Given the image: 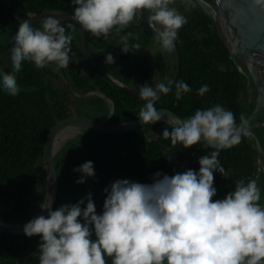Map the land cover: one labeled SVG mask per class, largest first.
Masks as SVG:
<instances>
[{
    "label": "trees",
    "instance_id": "16d2710c",
    "mask_svg": "<svg viewBox=\"0 0 264 264\" xmlns=\"http://www.w3.org/2000/svg\"><path fill=\"white\" fill-rule=\"evenodd\" d=\"M74 7L71 0H0V32L12 31L8 39L0 40V67L5 74L10 71L8 54L18 21L24 23L47 12L72 14ZM146 15L147 11L139 12L125 30L113 32L108 39L87 32L95 60L137 90L146 83L155 87L157 80L172 82L176 67V62H171L173 50V56L162 52L158 56L150 55L155 33ZM57 18L73 37L69 65L63 69L54 66L37 69L25 62L16 76L19 94L15 97L0 95V220L6 223L25 222L39 211L46 193L44 149L56 124L76 116L102 120L111 112L106 99H111L115 106L109 124L126 123L139 118L140 108L145 103L121 92L95 70L86 57L82 32L77 24L69 18ZM187 19L177 39L183 55L179 81L186 82L191 92L177 101L173 89L158 99L155 107L169 109L187 119L198 108L221 104L234 113L240 127L249 114L242 104L245 90L242 74L228 53L224 55L227 49L220 41L213 20L199 8ZM42 20L32 22L33 26L40 27ZM129 33V42L140 47L134 53L124 54L119 47L120 37ZM109 52L114 57L113 64L105 63ZM215 56L227 71L219 67L221 63ZM205 83L210 90L200 96L197 90ZM88 93L103 94L106 99L99 95L84 97ZM172 127L160 120L127 133H84L69 140L55 157L59 191L54 209L75 203L91 193L97 212L101 213L106 195L104 189L116 179L152 183L157 172L171 176L190 168L198 170V158L214 148L197 144L185 149L179 144L172 145L170 138L162 135L164 128L171 131ZM219 159L229 178L214 173L217 196L213 199L223 198L234 188L236 180L255 178L262 190L261 203H264V174L258 177L257 148L252 137L245 135L238 145L221 150ZM89 160L94 162L95 177L87 178L83 184L76 183L80 173L74 168ZM39 243L38 236L0 232V264H38V256L33 254L38 251ZM107 259L110 264V258Z\"/></svg>",
    "mask_w": 264,
    "mask_h": 264
},
{
    "label": "clouds",
    "instance_id": "9594fccd",
    "mask_svg": "<svg viewBox=\"0 0 264 264\" xmlns=\"http://www.w3.org/2000/svg\"><path fill=\"white\" fill-rule=\"evenodd\" d=\"M191 3V0H183ZM72 16L81 28L96 37L108 39L125 30L141 11L150 13L157 26L155 41L164 51L175 48L178 33L187 17L173 5L176 0H71ZM264 11V0H251ZM9 48V73L0 72V95L15 97L20 92L16 76L25 62L37 69L69 65L72 35L52 15L40 27L20 23ZM129 34L120 37L124 54L136 52L140 45L129 42ZM115 62L107 53L105 63ZM172 82L139 86L138 96L145 103L138 120L160 121L155 107L161 94L172 91ZM210 90L203 84L197 94ZM177 101L191 92L186 82L174 86ZM243 119V117L241 118ZM162 135L172 145L188 149L200 144L214 148L198 158L199 169H187L174 175L157 172L152 183L116 179L105 187L103 210L97 212L92 194L75 203L52 208L47 196L40 204L47 215H38L23 226L27 237L38 236V264H264V203L255 178H240L223 198L217 196L214 173L229 178L219 155L223 149L240 143L239 126L234 113L215 104L196 109L187 119L164 128ZM80 173L76 183L95 177L94 162L74 168Z\"/></svg>",
    "mask_w": 264,
    "mask_h": 264
},
{
    "label": "water",
    "instance_id": "95a60500",
    "mask_svg": "<svg viewBox=\"0 0 264 264\" xmlns=\"http://www.w3.org/2000/svg\"><path fill=\"white\" fill-rule=\"evenodd\" d=\"M215 3L216 4L207 0H191L190 4L195 8L201 9L213 20L219 36L221 37L222 41L227 46V48L232 52V58L236 60V57H240L249 64L250 72L259 90V98L252 114L239 127V133L241 139L245 135H250L254 137L256 141L258 154V177L260 178V176L264 174V149L259 140L257 139L256 135L251 131L250 128L260 116H264V76L259 70V68L254 65V63L258 62V64H260L262 68H264V11L252 6L251 0H215ZM49 15L55 17L69 18L74 23H76L82 32L86 57L91 66L108 81H110L121 92L137 99H140L138 96V90L136 88L117 79L95 60L90 49V42L87 31L83 30L78 24V22L73 19L72 14L67 12H47L38 16H34L26 22L32 23L34 21L41 20ZM149 15L150 13L147 12L146 17L148 25L151 30L156 34L157 26L153 25L152 22L149 20ZM173 52L176 62L175 74L172 80V88L174 89L175 83L179 82L180 80L183 65V55L177 41L175 42V48L173 49ZM224 70L227 71V69ZM97 95L106 99L103 94ZM76 96L80 97L79 95ZM165 96L166 95L161 94L160 98ZM106 100L112 104L110 116L107 120H95L78 116L69 117L56 124L47 137L43 155L44 167L47 178V192L45 198L47 196H50L52 198L53 209L55 207L59 191V177L55 164L56 154L55 149L53 147V143L57 134L60 131L64 130L69 126H78L87 130L88 133L93 134H121L138 130L140 127L146 124L140 122L137 119L126 123L110 125L109 121L115 111V106L111 99ZM157 110L161 117L160 120L171 126H173L175 123H179L185 120L169 109L162 108ZM229 149L230 148L223 150ZM38 215L46 216L47 211L40 209L32 218ZM29 220L16 224L6 223L0 220V232L9 235L23 236L25 235L23 232V226Z\"/></svg>",
    "mask_w": 264,
    "mask_h": 264
},
{
    "label": "flooded vegetation",
    "instance_id": "af4514ba",
    "mask_svg": "<svg viewBox=\"0 0 264 264\" xmlns=\"http://www.w3.org/2000/svg\"><path fill=\"white\" fill-rule=\"evenodd\" d=\"M213 3L216 4L215 1ZM182 10H184V7L181 8V11ZM219 38H220V41L222 42L223 46L227 49V52L226 51L223 52L224 55H227V53H228L229 57L234 61V64L237 66L240 73L242 74V80L245 83V90H243V95H242V104L244 106L245 111H248L249 114H248L247 118H249V116L252 114L253 110L255 109L256 104H257V100L259 98L258 87H257L255 80H254V78L250 72L249 64L244 59H242L240 57H236V60H234L232 58V52L227 48V46L224 44V42L222 41L220 36H219ZM220 55H221V53H220ZM215 59L217 60L216 56H215ZM217 62L221 63L220 60H217ZM254 65L259 68V70L262 72V74L264 76V68H262V66L260 64H258V62L254 63ZM219 67L223 71H225L224 69H227V67L222 65V63H221V66H219ZM263 123H264V116H260L257 119V121H255V123L252 125V127L250 129L256 135L257 139L259 140V142L261 143V145L263 146V149H264V124ZM248 136H250V135H248ZM250 137H252V136H250ZM252 138H253L255 145H256V141H255L254 137H252ZM256 148H257V145H256ZM257 156H258V154H257ZM263 169H264V155H263Z\"/></svg>",
    "mask_w": 264,
    "mask_h": 264
},
{
    "label": "rangeland",
    "instance_id": "374dc122",
    "mask_svg": "<svg viewBox=\"0 0 264 264\" xmlns=\"http://www.w3.org/2000/svg\"><path fill=\"white\" fill-rule=\"evenodd\" d=\"M174 7H176L177 8V10L179 11V12H181L182 14H184L186 17H188V15L190 14V13H192L193 12V10L194 9H196L195 7H193L190 3H188V4H186V3H184L183 2V0H176V3L173 5ZM184 7V10H182L181 11V8H183ZM12 31L11 30H9L8 32H0V40H2V39H4V40H6V39H8V35L11 33ZM166 53V54H171L172 56H173V52L171 51V52H168V51H164V50H162L161 49V47H160V45L155 41V42H153V46H151L150 47V55H152V56H158V55H161L162 53ZM174 61H175V58H174V56L171 58V62L174 64ZM0 72H2V73H5L4 71H3V69H2V67H0ZM173 73V72H172ZM170 76V75H169ZM160 82V80H157L156 81V83H159ZM165 83H167V80H165L164 81ZM97 94H99V93H95V94H86V95H84V97L85 96H90V95H97ZM80 97H82V96H80ZM109 103V105L111 106V108H112V104L110 103V102H108ZM103 115H104V113H103ZM108 117L109 116H104L103 118H102V120H107L108 119ZM84 133H88V131L86 132L85 130H80L79 131V134H77L76 136H74V137H72V138H70L69 140H71V139H73V138H75V137H77V136H79V135H82V134H84ZM68 140V141H69ZM67 141V142H68ZM66 142V143H67ZM65 143V144H66ZM64 144V145H65ZM64 147V146H63ZM46 192H47V178H46ZM45 196H46V193H45ZM44 200H45V198H44ZM40 209H41V207H40ZM39 209V210H40Z\"/></svg>",
    "mask_w": 264,
    "mask_h": 264
},
{
    "label": "bare ground",
    "instance_id": "6f19581e",
    "mask_svg": "<svg viewBox=\"0 0 264 264\" xmlns=\"http://www.w3.org/2000/svg\"><path fill=\"white\" fill-rule=\"evenodd\" d=\"M80 130H85L84 128L78 126H69L64 130L60 131L53 143V147L55 149V154L57 155L59 151L63 148L64 144L72 137L79 134ZM87 132V130H85Z\"/></svg>",
    "mask_w": 264,
    "mask_h": 264
}]
</instances>
